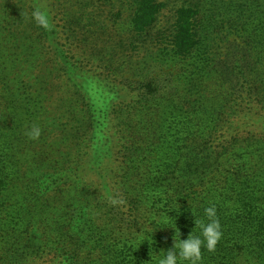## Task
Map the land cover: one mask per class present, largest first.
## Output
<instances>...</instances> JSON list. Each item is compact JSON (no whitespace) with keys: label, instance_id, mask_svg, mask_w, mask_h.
<instances>
[{"label":"rangeland","instance_id":"1","mask_svg":"<svg viewBox=\"0 0 264 264\" xmlns=\"http://www.w3.org/2000/svg\"><path fill=\"white\" fill-rule=\"evenodd\" d=\"M97 1L99 0H96V7L99 10H93L99 24L89 27L84 20L78 31H73L77 39L70 38L66 41L70 44L67 48L73 57L71 61L77 68L99 74L101 81L109 86L119 84L114 90L115 94L108 97L94 92L89 96L96 108L102 105L104 109L101 111L106 113L101 120L102 137L96 140L98 152L96 156L90 155L91 149L86 150L84 147L85 139L79 129L81 113L70 106L71 97L61 98L54 94L50 98L51 107L48 112L49 117L55 112V124L54 130H51L54 135L49 147L43 146L38 139H31L32 142L24 140L25 137L28 138L25 133L31 126L16 124L11 130H7L8 138L6 141L0 140V149L4 153L6 149H20L14 159L10 153L8 158V162L18 159L20 173L13 177L11 169H7L9 185L0 195V264H106L110 260L111 264H158L163 256L162 250L170 249L173 239H177L175 234L179 233L182 240L189 234L199 235L197 222H206L204 209L213 205L221 224L222 238L214 252L201 249L200 264H264V239L253 231L257 218L262 215L259 213L264 211V161L259 167L260 155H245L243 160H236L238 153H227L228 159L220 166L219 171L207 174L206 184L185 191L180 182L187 176L186 166H182V172L177 176L170 174L171 170L179 167L180 152H186L183 145H194L195 138L202 141V133L197 127L203 129L204 126L218 124L225 131L221 140L233 141V136L245 134L249 130L256 132L262 125L261 115L264 117V113H261L256 95L253 68L251 65L243 67L238 62L230 63L239 76L228 84L219 74L220 63L217 57L220 55H213V61L209 62V67L205 70L207 74H203L206 78L192 91L202 95L205 100L200 109L208 119L170 117L167 113L171 108L164 110V107L170 105V101L164 99L182 91L188 79L180 78L179 75L183 69L192 70L194 66L190 64L196 60H177L168 56L163 59L164 50L170 47L176 10L194 0H160L165 7L155 24L142 35L130 31L132 7L122 8L121 15L116 16L115 11L109 14L108 10L100 7V1ZM208 9V2L204 1L203 12ZM206 21L205 15L203 23ZM56 22L58 25L64 24L59 18ZM98 26L105 28L102 30ZM111 63L113 69L124 68L126 73L128 69H136V76L127 80L126 74L124 77L115 75L120 79L119 83L106 69ZM173 73L177 75L174 76ZM86 78L87 82L93 83V79L88 76ZM251 79L253 81L248 82ZM156 106H161L159 112L155 111ZM123 122H137L138 127L145 125L147 128L142 135L139 150L131 144L133 136L122 130ZM162 125L164 128H161ZM188 126L191 129L186 132L185 128ZM109 129H114L117 139L108 145L105 139L113 133ZM153 129L158 130L155 132ZM122 133L131 135L127 136L129 139L124 143L121 141ZM22 136L24 139L19 141ZM151 143L153 144L148 146ZM109 146V153L105 154ZM44 148L49 150L54 160L48 162H51L52 172L55 174L48 179L39 178L37 185L32 183L29 186L30 181L25 180L24 176L31 178L32 175L42 174L45 155L40 150ZM156 149L158 155L154 154ZM233 149L239 150L236 145ZM92 157L94 160L95 157L100 159L101 163L98 162L96 166ZM238 163L245 164V170H237ZM2 166L3 163H0V167ZM67 179H80L78 187L64 182ZM84 179L91 185L88 188L87 205L84 204L81 193L88 187L84 185ZM73 184L77 186L76 183ZM43 190H47L44 205L57 209L52 211L53 216L58 215L57 219H79L80 214L85 212L91 227L88 231L90 236L96 235V231L106 235L109 244L116 249V254L110 259V255L105 252L96 253V247H101L93 243V239L87 238V233L82 231L79 224L77 227L74 224L72 235L77 243H86V246L79 250L77 259L72 256L73 245L68 246L61 241L66 238L62 233L59 239H52V243L47 242L40 250L29 246L26 238L16 241L15 229L20 228L30 217L35 218V208L32 211L34 201L35 204L42 201L41 195L33 196V192ZM164 192L180 195L173 200L171 207L164 208L163 201L157 199ZM110 197L122 199L124 203L112 206ZM82 205H85L84 209H80ZM173 207L175 211H172ZM249 207L254 210L248 213ZM184 211L185 215L182 214ZM164 220L167 221L166 224L161 223ZM151 231L154 232L147 234L150 236L148 240L141 242L143 233ZM61 243L65 247H61Z\"/></svg>","mask_w":264,"mask_h":264},{"label":"trees","instance_id":"2","mask_svg":"<svg viewBox=\"0 0 264 264\" xmlns=\"http://www.w3.org/2000/svg\"><path fill=\"white\" fill-rule=\"evenodd\" d=\"M99 1L100 7L108 10L109 14L115 11L116 16L121 15L122 8L132 7L129 26L130 31L137 35L147 32L155 24L159 13L165 7V4L160 0ZM204 1L208 2L209 7L206 12H203ZM187 4L180 6L175 12L170 47L164 50L163 59L168 56L171 59H194L196 61L190 64L194 66L192 70L183 69L179 75L180 78L188 79V83L176 95L170 94L174 98L169 96L164 99L170 101V105L164 107V110L171 108L167 113L170 117L196 120L208 119V117H205L206 113L200 109L205 100L202 99V95L194 94L192 91L197 89L199 82L206 78L203 74L206 73L205 70L209 67V62L213 61L212 56L219 54L220 57H217L220 63L219 74L228 84L234 82V79L239 76L230 63L238 62L243 67L244 65H251L255 72L253 79L256 83V95L259 98V107L263 114L264 0H194ZM35 8H41L48 13L52 24L50 30L39 27L29 18ZM95 8L98 9L96 0H0V140L6 141L8 138L7 130H11L16 124L30 127L36 123L41 130L38 140L43 146L49 147L50 140L54 135L51 130H54L55 117L53 115L55 112L49 117L48 110L51 107L50 98L55 94L61 98L71 97L70 106L81 113L79 116V129L85 139L84 147L86 150L91 149L90 155L96 156L98 152L96 140L102 137L100 136L103 126L101 120L105 118L106 113L101 111V109H104L102 105H100V109L96 108V104L91 101L89 96L94 92L96 95L108 97L115 94L114 90L119 84L116 83L115 85L113 83L109 86V84L101 81L99 74L77 68L71 61L73 57L70 55V49L67 48V45L70 44L66 41L70 38L77 39V35H74L73 31H78L84 20L89 27L99 24V21L96 20V12L93 10ZM213 8L216 10L212 11ZM205 15L207 21L203 23ZM58 18L63 21V26L57 24ZM98 27L102 30L105 28V26ZM108 57L111 58V56ZM112 65L113 63L107 65L106 69L113 76L124 77L126 74L125 79L127 80L131 76H136L134 74L136 69H128L126 73L124 68L117 67L113 69ZM208 70L211 71V69ZM239 73L243 74L242 71H239ZM173 74L174 76L177 75V73ZM86 75L88 78L93 79V83L87 82ZM114 78L119 80L120 83V79H117L116 76ZM252 81L251 79L248 82ZM151 87L154 86L151 85ZM231 88H233V85H231ZM160 107L156 106L155 111L159 112ZM261 117L263 122L256 132L249 130L245 134H238L233 136V141L221 140L225 131L224 127H219L218 124L207 125L203 129L197 127V130L202 133V141L195 138L194 145H183L186 152H180L179 154L178 164L180 168L170 171V174H176L177 176L182 172V166H186L185 173L188 172L187 176L180 182V185H183L182 190L202 187L203 184H206L207 174L219 171L220 166H223L224 161L228 159L227 153L233 152L232 155L238 153L239 156L235 157L236 160H243L242 158L245 155L258 154L261 157L259 160V167H261V162L264 161V117L263 115ZM159 119L161 120V117ZM164 120L165 118H163ZM125 125L126 127H124ZM188 127L185 128L186 132L191 129L190 126ZM161 128H164L163 125ZM206 128L207 131H205ZM109 130L113 133L105 139L108 145L117 139V137L115 138L116 132L114 129ZM122 130L133 136L131 144L137 146L139 150L143 139L142 135L147 130L145 125L138 127L137 122H123ZM157 130L153 129L155 132ZM130 134L125 135L122 133L121 141L123 143L128 141ZM23 139V136L22 138L19 137V141ZM24 140L31 141L27 137ZM152 144H148V146ZM235 145L239 150L234 151ZM250 145L253 146L250 148ZM110 148L111 146L105 150V154L109 153ZM183 148L182 150H184ZM6 150L4 153L0 149V163H3V166L0 167V195L9 185L7 169H11L13 177L20 173L18 159L8 162L9 153L11 158L14 159L15 154L19 153L20 149L18 151L15 148L11 151ZM40 151L45 155L43 171L42 174L32 175L31 178L27 175L24 176L25 180L30 181L29 186L32 183L37 185L39 178L41 180L42 178L48 179L55 174V172H52L51 162H48V160L54 162L48 152L49 150L44 148ZM50 153H52V149H50ZM158 153L156 149L154 154L158 155ZM92 159L96 166L98 162L101 163V160L96 159V157L95 160L94 157ZM245 166V164L238 163L237 170H245ZM21 178L22 175L20 174V181ZM79 180L69 179L64 182L78 187ZM73 183H76L77 186ZM80 184L82 186V183ZM84 185L88 187L84 188L81 193L84 204L87 205L89 204L88 188L91 185H88L86 179H84ZM46 191L33 192V196L41 195L40 199L42 201L38 204H35L34 201L32 211L35 208V218L30 217L20 228L15 229L17 232L16 241L26 238L29 246L40 250L46 246L47 242L52 243L50 242L52 239H59L60 233H62L66 238L61 241L66 242L68 246L73 245L72 256L77 259L79 250L86 246V243L82 245L77 243L74 235H72L74 224H76V227L79 224L82 226V231L87 233V238L93 239V243L95 242L97 246L101 247H96V253L105 252L110 255V259L116 254V249L109 244L106 235L96 231V235L90 236L88 231L91 230V227L88 223L89 219L85 217V212L80 214L79 219H57L58 215L53 216L52 211H57V209L44 205L47 201L44 197ZM162 196L157 197V199L163 201L164 208H168L172 206L173 200L176 197L179 198L180 195L164 192ZM84 208L85 205L80 207V209ZM252 210L254 208L249 207L248 213ZM172 211H175L174 207ZM167 213L169 214V212ZM182 214L185 215L186 211ZM259 214L262 215L257 218L253 231L256 232L257 236L264 239V211ZM174 215H176V212H174ZM40 228L45 231L40 230ZM43 234L44 237L42 238ZM60 246L65 247L63 243ZM106 264H111V260L110 263L108 261Z\"/></svg>","mask_w":264,"mask_h":264},{"label":"clouds","instance_id":"3","mask_svg":"<svg viewBox=\"0 0 264 264\" xmlns=\"http://www.w3.org/2000/svg\"><path fill=\"white\" fill-rule=\"evenodd\" d=\"M29 18L34 21L36 25L45 30H50L52 28L48 13L41 8H35ZM40 134L41 130L37 125H32L25 133V135L32 140L38 139ZM109 199L110 203L113 205L124 203V201L119 198L110 197ZM204 213L207 218L206 222L204 220L197 222L199 235L189 234L186 239L182 240L180 239L179 233L178 235L175 234L174 236H177V239H173V245L170 249L167 251L162 250L163 256L159 259L158 264H200L202 248H206L209 252L215 251L217 244L222 238L221 224L217 219L214 205L205 208ZM153 221L156 223L155 220ZM161 223L166 224L167 221L164 220L161 221ZM140 232L141 230L137 233ZM152 232L154 231L144 232L141 237V242L148 240L150 236L147 234Z\"/></svg>","mask_w":264,"mask_h":264}]
</instances>
